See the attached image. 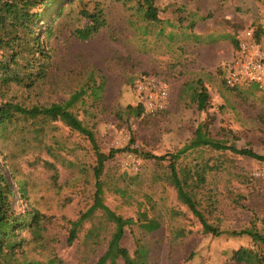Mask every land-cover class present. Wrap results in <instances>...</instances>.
Masks as SVG:
<instances>
[{
    "label": "rangeland",
    "instance_id": "obj_1",
    "mask_svg": "<svg viewBox=\"0 0 264 264\" xmlns=\"http://www.w3.org/2000/svg\"><path fill=\"white\" fill-rule=\"evenodd\" d=\"M99 1L106 25L89 39L76 34L90 23L79 2L64 1L67 14L52 34L44 32L48 21L39 23L50 55L47 76L32 86L0 82V104L50 106L80 92L71 111L94 132L99 149L136 150L107 161L101 178L104 204L133 221L120 241L132 258L145 250L146 264H237L232 256L241 248L264 257V247L250 237L229 235L255 228L264 236V162L209 147L176 161L180 176L191 172L189 189L209 223L224 232L219 237L204 232L170 180L171 155L190 144L202 124L214 140L264 156V92L228 89L222 68L244 30H254L264 47V1L158 0L160 23L146 21L137 0ZM9 52L1 49L0 60ZM146 74L168 81L170 104L159 114L137 116L128 109L137 106L132 87ZM201 91L209 96L203 110ZM96 161L88 138L61 120L18 117L0 133V168L13 186L15 211L33 208L44 216L40 237L19 232L27 243L17 250L18 262L98 264L107 253L117 225L95 206ZM198 166L206 169L205 182L193 189ZM117 264H125L123 258Z\"/></svg>",
    "mask_w": 264,
    "mask_h": 264
},
{
    "label": "trees",
    "instance_id": "obj_2",
    "mask_svg": "<svg viewBox=\"0 0 264 264\" xmlns=\"http://www.w3.org/2000/svg\"><path fill=\"white\" fill-rule=\"evenodd\" d=\"M65 0H0V50L9 49L8 54H3L0 60V82L2 85L10 83H19L32 86L36 81L47 76L50 65V55L45 49L39 23L48 21V26L44 30L48 36L53 32L55 21L67 14L63 7ZM128 1V0H116ZM158 0H137L139 11L148 22L160 23L161 18L157 7ZM264 1V0H257ZM82 6L79 12L81 17L88 19V26L77 29L76 34L81 39H89L96 35L101 28L106 25L104 11L99 0H68V4L78 3ZM71 13V12H70ZM56 14L51 20L47 18ZM46 19V20H45ZM256 35V34H255ZM258 42L260 40L256 35ZM237 46V40L234 41ZM98 87L97 89H99ZM95 95V90L92 91ZM82 93L74 94L72 97L59 104L50 106L33 105L25 106L18 103L0 104V133L8 130L18 117L43 120H61L72 131L84 135L92 143L96 153L97 165L94 168L96 179L95 187V206L106 211L111 219L117 225V232L108 248L107 253L100 259L98 264H117L119 258H123L125 264H146L148 252L141 250L135 258H132L129 252L120 246V241L124 236L125 227L131 225V219H124L112 212L103 202V182L106 162L112 160L117 154L124 152H136L130 147L124 149H113L109 153L102 152L97 144L95 134L71 111V108L80 99ZM198 107L200 110L206 108L209 96L206 91H201L197 95ZM137 116L145 114L142 105L128 108ZM207 124L200 125L193 140L176 154L171 155V175L170 180L177 191L179 200L184 203L199 219L204 232L219 237L224 234L216 226L209 223L205 215L199 210L198 203L192 194L189 181L192 177L190 171L183 170V176L179 175L176 167V161L185 152L201 147H209L218 151H231L240 156H246L258 161L264 162V156L254 153L251 149H238L235 146H228L225 143L214 140L209 134ZM148 158L164 160L165 157H156L148 155ZM205 167L198 166L193 175V189L199 184L205 182ZM19 193L26 197V190L19 184ZM15 192L7 176L0 168V264H21L17 261L16 255L18 249H23L27 239L20 235L23 229H29L34 237L41 236V223L44 216L37 210H26L23 213H17L13 206ZM232 236H248L255 244L264 247V236L255 228H247L241 231L229 232ZM264 257L257 252L241 248L235 251L232 260L237 264H262Z\"/></svg>",
    "mask_w": 264,
    "mask_h": 264
},
{
    "label": "built area",
    "instance_id": "obj_3",
    "mask_svg": "<svg viewBox=\"0 0 264 264\" xmlns=\"http://www.w3.org/2000/svg\"><path fill=\"white\" fill-rule=\"evenodd\" d=\"M222 68L228 89L254 88L264 92V47L254 30L248 28L239 34L234 54ZM132 90L137 104L142 105L147 115L159 114L169 107L171 86L161 76L142 75L134 82ZM262 171L259 173L263 174L264 168Z\"/></svg>",
    "mask_w": 264,
    "mask_h": 264
},
{
    "label": "crops",
    "instance_id": "obj_4",
    "mask_svg": "<svg viewBox=\"0 0 264 264\" xmlns=\"http://www.w3.org/2000/svg\"><path fill=\"white\" fill-rule=\"evenodd\" d=\"M234 51H235V48L233 47V49H232V52H231V53H232V55L234 54ZM231 57H232V56H231Z\"/></svg>",
    "mask_w": 264,
    "mask_h": 264
}]
</instances>
